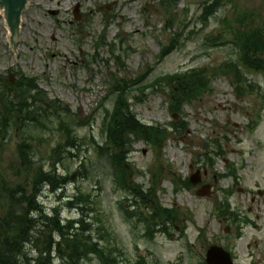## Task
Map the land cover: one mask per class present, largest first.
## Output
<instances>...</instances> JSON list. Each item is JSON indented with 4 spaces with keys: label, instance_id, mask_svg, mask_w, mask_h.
Instances as JSON below:
<instances>
[{
    "label": "rangeland",
    "instance_id": "374dc122",
    "mask_svg": "<svg viewBox=\"0 0 264 264\" xmlns=\"http://www.w3.org/2000/svg\"><path fill=\"white\" fill-rule=\"evenodd\" d=\"M210 4L29 0L14 48L0 12V85L10 73L34 79L48 101L70 110L78 144L70 155H53L65 140L56 120H44L40 131L16 124L0 140V181L19 185L27 195L33 178L21 168L23 140L32 147V170L63 179L77 173L62 189L43 186L34 197L35 223L20 264H65L52 251L44 255L50 226L42 217L55 214L63 228L83 222V232L74 230L71 237L96 245V252L81 253L74 264H100L104 250L108 264H134L146 250L151 256L145 264H199L210 246L224 247L234 264H264V72L239 64L232 45L234 34L259 33L264 41V0H218L207 14ZM252 53L257 61L264 58ZM190 73L203 78L202 94L171 111L173 81ZM123 85L136 120L160 133L155 142L131 140L124 178L132 196L117 189L114 170L95 150L105 142L113 91ZM228 168L233 177H223ZM197 175L201 183L186 189L183 183ZM136 185L145 205L135 201L141 193ZM202 186L211 187L210 197L196 196ZM5 201L0 191V217ZM226 204L230 211L223 215ZM164 210L174 211L168 225L177 240L144 238L145 221H164ZM231 216L236 224L224 221ZM50 236L63 253L65 241L51 231Z\"/></svg>",
    "mask_w": 264,
    "mask_h": 264
},
{
    "label": "trees",
    "instance_id": "16d2710c",
    "mask_svg": "<svg viewBox=\"0 0 264 264\" xmlns=\"http://www.w3.org/2000/svg\"><path fill=\"white\" fill-rule=\"evenodd\" d=\"M207 1V0H206ZM218 0H212L208 6L205 5L204 11L209 14ZM207 2H204L206 4ZM217 5V4H216ZM208 16V15H204ZM205 17V18H206ZM244 36V35H243ZM241 35L233 36V46H237L238 63L253 71L264 72V58H257L252 49L256 52H262L264 41L261 34L255 33L248 38ZM258 54V53H256ZM260 54V55H261ZM256 60L257 62H254ZM196 73H190L178 77L173 81L172 107L171 110L177 112L180 106L188 103L197 95H201L204 89L203 78ZM200 76V77H199ZM124 84V83H123ZM124 86V87H123ZM117 87L113 94L116 95L114 108L108 119H105V142L102 146L95 148L99 157L104 158L114 170V175L121 185L126 184V177L129 173L127 155L130 152L131 140H144L155 142L160 133L153 131V128L140 124L136 117L130 111L127 104L125 85ZM1 90L3 92H1ZM174 105V106H173ZM63 116V118H62ZM44 120L59 121V129L64 132V142L58 143L54 149L53 155H58L61 151H67L70 155L71 151L78 149L77 137L71 132L73 129V118L67 107L61 106L56 100L48 101L47 95L38 90L36 81L20 75L14 85L5 83L0 85V140H3L7 132L18 124L21 129L24 127H32V131H40L44 128ZM17 126V125H16ZM29 139V136H25ZM32 147L25 140L21 142L18 148L19 157L21 158L23 173L33 178L31 183V193L27 195L26 190H20L19 185L13 186L6 184L2 179L0 181V191L5 195L7 209L3 217H0V264H20L19 262L21 248L28 244L31 240V233L34 227V220L31 219L30 213L36 211L37 206L34 203V197L43 186H48L51 191L63 188L67 180L73 181L77 173L68 174L67 179L58 178L56 175L44 173L43 170H32V157L28 158ZM28 154V155H27ZM58 178V179H56ZM39 187V190L37 189ZM139 189V188H137ZM23 196H28L27 198ZM26 205V206H25ZM25 206V207H24ZM37 212V211H36ZM161 218L169 217V212L164 210ZM44 218L46 227L53 233H57L62 241H65L63 253L59 251V257L62 259L69 258L70 262L75 261L76 254L80 250L94 251L93 244L82 243V240L76 237L70 238L68 232L72 229V223L69 222L64 228L60 226V221L56 214L52 218ZM79 224L81 222H78ZM50 231L43 242L45 254L48 255L51 248ZM65 231V232H64ZM69 243V244H68ZM87 252V251H86ZM103 264H108L105 256L101 255ZM100 257V259H102ZM68 260V259H67Z\"/></svg>",
    "mask_w": 264,
    "mask_h": 264
},
{
    "label": "water",
    "instance_id": "95a60500",
    "mask_svg": "<svg viewBox=\"0 0 264 264\" xmlns=\"http://www.w3.org/2000/svg\"><path fill=\"white\" fill-rule=\"evenodd\" d=\"M28 1L29 0H0V9L3 11L5 23L9 32L12 33H10L9 42L13 48L19 38V18ZM74 15L76 17L78 15L77 7L74 10ZM11 35L15 36L11 37ZM206 262L208 264H231L229 256L218 248L209 249L206 256Z\"/></svg>",
    "mask_w": 264,
    "mask_h": 264
},
{
    "label": "flooded vegetation",
    "instance_id": "af4514ba",
    "mask_svg": "<svg viewBox=\"0 0 264 264\" xmlns=\"http://www.w3.org/2000/svg\"><path fill=\"white\" fill-rule=\"evenodd\" d=\"M178 229V227H174V230H177ZM153 230H157V232H155V231H153ZM172 229L170 228V226L169 225H164V226H160V227H154L152 224H150L147 228H145L144 229V231L145 232H143V236H144V238H146V239H149V236L151 237V238H154V235L152 234V233H150V234H152V235H150L149 234V232L150 231H152V232H154L155 233V236L156 235H159V236H162V237H168V239L170 240V241H176L177 239L172 235V233L171 232H169V231H171ZM178 231V230H177ZM180 231V230H179ZM229 230L228 229H226V232H228ZM149 235V236H148ZM167 235V236H166ZM176 239V240H175ZM151 255H150V252L149 251H142V252H138V257H142V258H144V261H145V258L146 257H150ZM139 259V258H138ZM138 259H136L135 261H134V264H145V262L144 263H141ZM199 264H202V263H199Z\"/></svg>",
    "mask_w": 264,
    "mask_h": 264
},
{
    "label": "bare ground",
    "instance_id": "6f19581e",
    "mask_svg": "<svg viewBox=\"0 0 264 264\" xmlns=\"http://www.w3.org/2000/svg\"><path fill=\"white\" fill-rule=\"evenodd\" d=\"M28 3V2H27ZM0 12L1 13H3V11L0 9ZM19 20H20V23H19V26H21V17L19 18ZM5 25H6V23H5ZM6 28H7V31L9 32V29H8V27H7V25H6ZM10 33L11 32H9V35H8V37H10ZM12 34V33H11ZM15 35H11V37H14ZM19 39V38H18ZM14 40H15V38H14Z\"/></svg>",
    "mask_w": 264,
    "mask_h": 264
}]
</instances>
